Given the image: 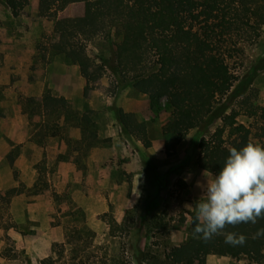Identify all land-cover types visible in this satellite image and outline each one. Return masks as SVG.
Listing matches in <instances>:
<instances>
[{"label": "rangeland", "instance_id": "374dc122", "mask_svg": "<svg viewBox=\"0 0 264 264\" xmlns=\"http://www.w3.org/2000/svg\"><path fill=\"white\" fill-rule=\"evenodd\" d=\"M88 5L62 4L50 15L38 0H0V169L13 167L0 192L18 186L0 225V264H185L182 246L196 222L195 206L185 205L199 199L197 181L204 180L198 157L221 137L226 160L238 123L252 129L254 143L264 141V29L224 79L233 84L207 122L177 142L171 108L155 99L145 76L99 68L121 38L88 42L74 58L55 37L59 18ZM49 88L61 104L43 103ZM120 108L146 133L127 130ZM8 135L15 147L2 154ZM62 140L68 149L56 161L51 145L60 148ZM17 152L35 160L41 177L28 180L38 184L23 178ZM209 253L211 264H264L263 245Z\"/></svg>", "mask_w": 264, "mask_h": 264}, {"label": "trees", "instance_id": "16d2710c", "mask_svg": "<svg viewBox=\"0 0 264 264\" xmlns=\"http://www.w3.org/2000/svg\"><path fill=\"white\" fill-rule=\"evenodd\" d=\"M9 6L16 0H4ZM50 15H57L62 4L88 2L78 16L59 18L54 26L55 37L69 47L74 58L77 49L88 42L121 38L114 43L115 53L101 57L99 68L132 78L145 76L155 88V99L165 98L171 108V124L177 125V142L189 131L207 122L219 97L233 83L224 85L237 58L247 46L259 41L264 29V0H38ZM62 103V98L49 88L43 103ZM260 119L264 122V106ZM127 130L136 127L146 133L145 125L132 121L133 113L118 109ZM264 129V124L263 127ZM232 147L242 148L252 139V129L245 123L234 127ZM145 138L146 136L143 135ZM211 150L197 160L200 167L218 173L225 162V146L221 137ZM259 145L264 146V141ZM18 186L0 192V225L10 215V200ZM197 221L195 222V224ZM182 246L185 264H207V255L214 247L253 249L264 246V218L255 224L228 225L223 233L244 235V244L225 242L224 234L204 240L194 228ZM255 237V238H254Z\"/></svg>", "mask_w": 264, "mask_h": 264}, {"label": "clouds", "instance_id": "9594fccd", "mask_svg": "<svg viewBox=\"0 0 264 264\" xmlns=\"http://www.w3.org/2000/svg\"><path fill=\"white\" fill-rule=\"evenodd\" d=\"M218 173L202 172L203 181H197L201 195L195 204V234L204 240L224 234L231 245L244 244L246 237L236 233H223L228 225L257 222L264 218V146L249 142L240 149L232 147ZM264 235L260 229L256 236ZM255 238V237H254Z\"/></svg>", "mask_w": 264, "mask_h": 264}, {"label": "crops", "instance_id": "0c3cea01", "mask_svg": "<svg viewBox=\"0 0 264 264\" xmlns=\"http://www.w3.org/2000/svg\"><path fill=\"white\" fill-rule=\"evenodd\" d=\"M78 78L76 79V81H77L78 85H81V82H82V80L84 81L85 77L78 76ZM64 90H65L66 96H69L68 94L71 92V88L70 87H64ZM2 140H4V139H2ZM4 141H5L4 145H6L7 149L4 150L2 152V154L4 152L5 153L10 152V150L13 151V149L15 147V143L11 139V136L8 135L7 139L4 140ZM51 141L53 142V139ZM51 147H53L54 150H52V148H51V150L53 151V154H52V151H51L50 156H53L54 158L58 157L57 160H56V161H58L60 159L59 158L60 157L59 154L62 153V152H65L68 149V144L66 143L65 140H62V141H60V148H59V146L55 147V146H52V145H51ZM17 156H18V162H19L20 171H21V174H22L23 178L28 180V178L31 177L32 175L35 176V177H38V178L41 177V174L39 173L37 167L34 164L35 163L34 159L31 162H30V160H25L23 157H21L20 152H17ZM63 162H65L64 164H66L67 163L66 159H64ZM70 162H72V161H70ZM100 167H102V166H100ZM12 172H13V167L11 165L8 164L7 166H3V168L0 169V182L3 181V178H2L3 175L7 174L8 177H9V175H12ZM28 182L31 185L39 183V182H35V181H30V180H28ZM13 205H14V199H13ZM213 260H215V258H212V253H209V255L207 256V263L211 264V262H213ZM224 264H226V262H224Z\"/></svg>", "mask_w": 264, "mask_h": 264}]
</instances>
